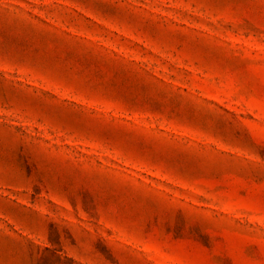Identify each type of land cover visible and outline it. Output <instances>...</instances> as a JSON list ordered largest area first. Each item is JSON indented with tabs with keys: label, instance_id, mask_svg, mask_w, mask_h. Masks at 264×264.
Returning a JSON list of instances; mask_svg holds the SVG:
<instances>
[{
	"label": "rangeland",
	"instance_id": "1",
	"mask_svg": "<svg viewBox=\"0 0 264 264\" xmlns=\"http://www.w3.org/2000/svg\"><path fill=\"white\" fill-rule=\"evenodd\" d=\"M0 264H264V0H0Z\"/></svg>",
	"mask_w": 264,
	"mask_h": 264
}]
</instances>
